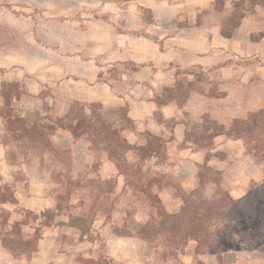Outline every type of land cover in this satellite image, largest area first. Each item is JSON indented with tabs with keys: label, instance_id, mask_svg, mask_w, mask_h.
Instances as JSON below:
<instances>
[{
	"label": "rangeland",
	"instance_id": "obj_1",
	"mask_svg": "<svg viewBox=\"0 0 264 264\" xmlns=\"http://www.w3.org/2000/svg\"><path fill=\"white\" fill-rule=\"evenodd\" d=\"M262 2L0 0V83L28 84L0 96V264H264ZM118 36L136 54L105 61L114 87L118 73L150 79L91 102L87 60L118 54ZM56 77H68L63 95ZM48 95L64 96L59 116L39 108ZM72 107L115 134L91 144L56 126ZM187 196L211 207L199 241L184 237L190 212L159 214Z\"/></svg>",
	"mask_w": 264,
	"mask_h": 264
},
{
	"label": "crops",
	"instance_id": "obj_2",
	"mask_svg": "<svg viewBox=\"0 0 264 264\" xmlns=\"http://www.w3.org/2000/svg\"><path fill=\"white\" fill-rule=\"evenodd\" d=\"M136 40H132L131 41V44H133ZM118 44H119V47H118V54L114 53V51L112 52H108V49L105 50V52H103V59L101 60L102 63L100 62V60L96 61L98 58L97 56H94L93 58L87 60V66H88V70H87V73L88 75L86 76L87 77V81H86V91L84 92L85 95H88V100L91 101V102H96V101H101L103 103H107L110 99V97L112 96V94H114L111 90V88L114 90V88L117 89V92H122V95H125V87L126 85H128V82H131V86L133 85H141V82L137 81V79H150V77L146 78L145 76V73L144 72H140V73H136L134 74L133 76H126L124 73L122 74V76H120V74L118 73L119 77L118 79L122 81V85H118L117 87H114L115 84H112V81H115L114 79L111 80V77H110V73L107 72L106 68L108 66H110V64H107L105 65L106 63H108L109 61H125V60H133L135 61L134 59V53L131 52V50H134L132 48H127V43H126V36L124 37H121V36H118ZM129 49V50H127ZM135 51V54H136V50ZM191 55V53L189 54ZM181 57V56H180ZM198 59H196L195 61L200 63V64H205L206 63V60H201V57L200 56H196ZM167 58V57H166ZM174 58H173V53L170 52L169 53V57L167 58L168 61H172ZM180 60V59H179ZM106 61V63H105ZM118 62V64H120ZM25 75H22L21 78H25L24 77ZM102 77V80H100L99 78ZM121 77V78H120ZM40 78V76H39ZM60 78V77H59ZM57 78L56 77V80L60 81H56L54 86L55 89V93L57 94H64L63 93V89L68 86V77H65L64 79L63 78ZM72 77H69V79H71ZM127 79H129V81H127ZM134 79V81H133ZM66 80V81H64ZM100 80V81H98ZM106 80V81H105ZM3 82H16L19 84L20 88L23 90V92L20 94V97L27 94L28 93V84H26L25 82H20V80H2L1 83H0V96L2 97L1 95V87H2V83ZM58 82V83H57ZM137 82V83H136ZM130 84V83H129ZM51 84H45V83H42L41 80H40V83L35 86L37 89V92L38 94L40 93H45L43 92V89H48V87L50 86ZM121 87H123V90H121ZM43 88V89H42ZM74 88V87H72ZM116 91V90H115ZM69 95L72 94L71 92L68 93ZM66 95V94H65ZM57 96V95H56ZM19 97V98H20ZM64 96H62L61 98H55L53 99L50 95H48V98L44 97V99L41 101H39L40 105H39V108L42 110V112L44 114H47V113H53L55 115H60L62 112H60L62 110L61 106L59 105H56L55 106V109L52 108V105L54 103H60V104H63L64 100L63 99ZM14 100H17V99H14ZM70 101V100H69ZM132 104H133V109L130 111V115L134 118H136L139 114V110L137 107L140 106V107H143L144 105H140V104H137V101H135L134 99L132 100ZM136 102V104L134 103ZM141 103H144L143 101ZM67 110V109H66ZM135 114V115H134ZM56 116V117H58Z\"/></svg>",
	"mask_w": 264,
	"mask_h": 264
},
{
	"label": "trees",
	"instance_id": "obj_3",
	"mask_svg": "<svg viewBox=\"0 0 264 264\" xmlns=\"http://www.w3.org/2000/svg\"><path fill=\"white\" fill-rule=\"evenodd\" d=\"M264 4V2H262ZM13 87L15 89H19L18 92L14 93H10V92H5V87ZM22 93L21 88L19 87V84L16 82H3L2 83V87H1V95L3 97V103L4 104H9V100L12 99V97L14 96V99H18L20 97V94ZM81 114L79 115V117H73L72 112H73V107L63 116L61 117H56L57 122H56V126L62 127V128H66L68 129L75 137H80V136H85V138L91 143H95V138L97 136L100 135H108L109 134H115V132H106V131H102L99 130L98 128V123L94 120L95 119V112L93 108L89 109V113H85L84 110H81ZM70 119L71 120H75L74 123H70V124H63L60 123L62 120L64 119ZM74 118V119H73ZM15 121H25V117L24 116H16L15 117ZM8 123L12 122V119L10 117L7 118ZM242 122H244V120H242ZM100 125V124H99ZM30 127V126H29ZM52 127V126H51ZM33 129H39L38 126H35L33 124L32 126ZM55 127H52V129L54 130ZM51 129V130H52ZM52 130V131H53ZM92 130V131H90ZM97 131V132H96ZM104 133V134H103ZM47 143H49L48 138L46 139ZM123 142V147L124 145L128 147H130V144H128V142L126 141V139H122ZM122 147V149H123ZM121 149V150H122ZM126 149V147L122 150L124 152V150ZM106 150H108V152L114 153V148L109 145L108 149L106 148ZM119 150V149H118ZM116 152V151H115ZM156 152L155 150L151 153ZM116 164L118 165V163L116 162ZM204 166H198V178L201 177L202 175L205 174H201V169L209 168L207 166V164H203ZM118 167H121L120 165H118ZM211 169V168H209ZM231 201H233L231 199ZM203 204L204 201L201 202H197L195 200H193L192 198H190V196H187L184 198V205L180 208V210L176 213H166L163 210L160 209L159 214L162 216V218L164 220H168V218H178L180 221H183V218L185 216V214L190 212V220L188 222H186L185 224V229H184V237L185 238H194L197 239L198 241L200 239L203 238V236L205 235V232H207V227L205 226L206 222L208 221V219H210L212 217V215L209 213L211 210V207L208 206L207 210L208 211H203ZM189 225V226H187Z\"/></svg>",
	"mask_w": 264,
	"mask_h": 264
}]
</instances>
